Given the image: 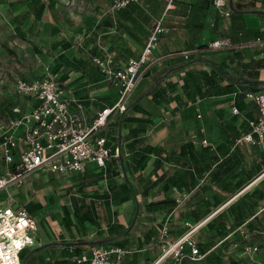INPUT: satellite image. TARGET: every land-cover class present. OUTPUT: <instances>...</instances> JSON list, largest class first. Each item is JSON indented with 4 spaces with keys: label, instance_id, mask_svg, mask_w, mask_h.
Here are the masks:
<instances>
[{
    "label": "crops",
    "instance_id": "crops-1",
    "mask_svg": "<svg viewBox=\"0 0 264 264\" xmlns=\"http://www.w3.org/2000/svg\"><path fill=\"white\" fill-rule=\"evenodd\" d=\"M13 1L15 0H0V4L4 5V11H0L4 21L16 35L14 21L16 18V23L21 29L19 33H26L28 37L22 39L16 36L32 48V61L35 59L39 61L40 57H47L49 60L48 66L38 68L34 75L20 79L31 80L44 74H51L64 86L73 90L77 103L84 106L83 116L94 121L98 111L114 106L119 97L118 86L105 79L94 63V58L112 54L113 69H120L125 67L128 60L135 57L134 55L140 57L156 23L167 11L170 0H140L139 3H135L140 7V13L133 10L135 9L133 6L122 11L128 12L123 16L120 11L118 17L111 11L113 0H95L96 11H72L71 0L52 2L44 0L48 5L41 19H36L33 11H28L26 7L17 8L13 12L15 17L13 19L7 11L8 4ZM211 1L173 2L174 6L168 10L165 18L169 32L161 36L154 53L155 57L153 56L154 61L141 73L136 90L130 97L129 106H132V109L127 113L128 116L154 122L144 124V131L139 136L153 147L162 146L172 152L187 143L195 144L198 149L208 146L211 153L207 155L202 153L196 158L199 161L198 165L204 169L203 174L199 175L192 165V169L188 170L190 176H193V182L190 183L192 190L187 192L184 188L182 190L184 192L176 189L173 191L172 197L179 200L180 205L169 216L146 209V205L151 202L163 199L162 193L151 194L147 199L139 197L138 201L131 197L127 203L115 204L106 198V192H109L111 184L118 191L117 187L128 178L131 184L138 188L141 185L138 179L142 178L149 182L154 180L156 175L161 176L164 173L162 169L154 171L156 161L154 156L146 159L143 170H136L138 165L131 162L132 153L125 142L129 130L119 128L118 136L124 141L125 155L122 161L118 166L112 164L113 175L97 184L92 183L98 174L94 163H90L84 173L68 177L71 182L74 181L72 184L77 186L76 190L79 193L78 196L71 195L69 201L61 207L60 219L54 221L59 224V230L51 227L49 217H44L47 212L45 204L40 200L35 201L43 208L35 216L41 225L40 234L36 238L37 245L28 249L35 252L37 263L34 264L64 261L68 254L75 252L72 244L84 241H104L109 247L128 251L129 254L123 264H155L162 255L163 228L170 225L173 229H179L187 219V222H194L191 218L183 220L182 215L196 208H200L202 213L208 207L214 211L217 202L215 197H219L222 203L208 216H211L208 223L219 214L228 213L226 222L229 234L223 240L225 242L223 254L227 256L236 254L238 247L239 250L244 248L242 240L246 238L250 244L260 247V250L253 255L243 250V254L253 257L251 259L253 264H264V170L262 174L260 172L256 174L259 166L264 165V144L238 143L240 137L250 132V121L255 119L258 109L246 98H236L238 86L233 87V93H221L218 96L214 91L204 87L205 96L183 108H179L173 100L175 95L183 94L182 79L190 70L212 72V67L201 61L184 68L187 59L181 53L186 51L192 52L191 59L199 58L214 63L225 74L232 75L238 80L264 81V37L258 38L259 33H264V0H229L234 3L237 10L233 12V20L221 19ZM240 13L244 15L243 29L240 27L241 19L238 18ZM121 24L134 35L118 31ZM221 38L229 39L231 46L222 50L211 49V43ZM64 74L66 78L62 80ZM159 77H163V87L168 90V95H162L161 103H155L148 93ZM169 82L179 83L176 92H170L167 86ZM221 83L223 86L227 84L224 80ZM13 93L14 88L11 97ZM16 103L15 100L8 101L5 106L12 111ZM19 105L24 110L27 100H22ZM232 107L238 109V115H231ZM118 116L120 115L111 118L110 124L99 136L107 132ZM135 139L137 138L133 137L132 140ZM204 141L207 144H204ZM164 167L169 169L171 166L165 164ZM33 176L40 175L29 177L26 183L19 187L22 193L25 192L24 189L27 190V182ZM250 177L253 178L248 180ZM52 178L56 179L54 176ZM81 182L87 186L84 187ZM242 183H244L242 189L234 194ZM140 187L144 188L143 185ZM7 192L10 195V192ZM31 201L34 200L27 202ZM139 201L142 204L141 208ZM27 202L25 201V205ZM3 203L5 202H0V205L5 206ZM231 207H234L232 213L229 211ZM139 210L140 216L137 218ZM88 212H91L96 224L88 221L79 223L77 217L84 218ZM240 215L245 220L243 225L238 226L241 224ZM54 217L59 216L54 214ZM132 218L136 221L135 228L139 232L116 238V232L127 228V222ZM254 219L256 228L252 230L248 225ZM206 225L195 235L197 242L208 243L214 234ZM171 236L169 232L168 239H171ZM156 239L159 241L156 242ZM219 246L222 244L213 247L211 252L221 249ZM91 252L89 249L84 251L88 255ZM191 263L194 262L186 264ZM162 264L176 263L174 260H168Z\"/></svg>",
    "mask_w": 264,
    "mask_h": 264
},
{
    "label": "built area",
    "instance_id": "built-area-1",
    "mask_svg": "<svg viewBox=\"0 0 264 264\" xmlns=\"http://www.w3.org/2000/svg\"><path fill=\"white\" fill-rule=\"evenodd\" d=\"M140 0H113L111 11L116 13ZM170 0L167 11L156 23L148 37L140 57L131 58L125 67L113 69L114 55L95 57L105 79L118 86L119 97L111 108L96 113L94 121L83 116L84 106L77 103L73 90L64 86L51 74H44L35 79H17L13 100L17 101L12 111L20 116L11 118L0 128V193L22 187L32 175H52L56 179H66L71 175L84 173L90 163L97 168H105L113 158H121L120 149L112 154L105 137L99 136L108 127L114 115L124 114L129 106L130 97L136 90L141 73L146 70L154 56L163 34L169 32L165 25L168 10L174 6ZM214 6L221 19L230 18L236 10L229 0H214ZM231 41L217 39L210 48L222 50L229 48ZM191 51L182 52L188 59ZM27 100L22 110L19 105ZM246 100L254 103L257 115L250 121V132L243 135L238 143L252 145L264 144V91L246 95ZM231 115L239 111L231 108ZM204 144H207L204 141ZM179 202V200H178ZM180 203V202H179ZM208 217L200 223H185L188 231L175 241H170L169 227L162 230L161 254L155 264L174 260L176 264L198 262L201 255L195 235L208 223ZM38 221L22 207H15L8 202L0 207V264H23L21 254L24 250L37 245L34 233ZM259 247L247 246L249 255L256 254ZM91 254L78 258L79 264H123L128 251L100 246L91 249Z\"/></svg>",
    "mask_w": 264,
    "mask_h": 264
},
{
    "label": "trees",
    "instance_id": "trees-1",
    "mask_svg": "<svg viewBox=\"0 0 264 264\" xmlns=\"http://www.w3.org/2000/svg\"><path fill=\"white\" fill-rule=\"evenodd\" d=\"M49 2H52L54 0H48ZM175 2V0H174ZM212 5L214 3V0L210 2ZM47 2L44 0H15L13 2H10L8 4V10L9 14L13 16V12L17 10V8H23L26 7L28 11H33V15L36 19H41L43 12L46 9ZM135 3H131L128 5V7L121 10V15H125V13L128 12H122L125 9H129L130 7H133L138 13H140V7ZM136 6V7H135ZM118 13L120 14V11L116 12L115 14L118 17ZM236 14V13H235ZM119 15L120 17H122ZM231 20L234 19V14L232 13L230 16ZM239 20L241 19V29H243L244 22V15L240 13L238 15ZM16 27H15V33L22 39H26L28 36L26 33H19L20 26L18 23H16V18L14 19ZM128 32L130 36L134 35L132 31H130L125 25H120L118 27V31ZM135 34L137 32H134ZM264 37V33H259L258 38L262 39ZM134 58H138L139 56L134 55ZM186 59V58H185ZM130 60V59H129ZM128 60V61H129ZM196 61L205 62L208 66L212 67V72L208 73L207 71H198V70H190L187 75H185L182 79V89L183 94L182 95H175L173 97V100L176 102L177 106L179 108L187 107L191 103H195L197 100L203 98L205 96V93L203 94V88L207 87L210 91H214L215 95H221L222 94H229L233 93V87L238 86L239 89L236 91V98L243 99L246 98L247 94L250 93H256L259 91L264 90V81H257V80H238L237 78L233 77L232 75H227L221 70L219 67H217L216 64L208 62L204 59H191L190 57L187 59V63H185L183 66L184 68L187 66H190L192 63ZM128 63V62H127ZM117 70V69H116ZM65 74L62 76V80L65 79ZM223 80L227 83L226 85H222L221 82ZM168 89L171 90L170 92H176L177 86H179V83H167ZM151 95L155 103H161L162 101V95L166 96L168 95V90H165L163 87V77H159L155 80L153 88L149 91L148 96ZM116 104V103H115ZM114 104V105H115ZM113 107V105H112ZM111 108V107H107ZM132 109V106H128L127 111L124 114H120L116 120L112 122V124L109 126V129L106 133H104L101 137H105L107 140V146L112 149V154H114L116 149H120L121 158H113L110 160L105 168H97L98 174L96 178L92 181V183H99L100 181L109 178L110 175H113L111 165L118 166L120 161H122L124 157V141L123 139L119 138L118 136V129L119 128H127L129 130V136H126L125 142L128 150L132 153L131 156V162L134 164H137L138 167L136 170H143L145 165L144 162L149 156H154L156 158L155 161V168L154 171L157 172L159 169H162L164 172L161 176L156 175L154 177V180H151L147 182V180H144L142 178L138 179L140 186H144V188H141L140 186L138 188L134 187L131 184V181L127 180L118 186V191L115 190V188L110 185L109 192H106V198L111 199L115 204L118 203H124L129 201V199L135 198L137 201L139 200V197L143 199H147L151 196L152 193H155L159 195L162 193L163 199L157 201V202H151L150 204L146 205V209L149 212H158L160 214H164L165 216H169L172 214L180 205L178 200L176 198L172 197L173 191L176 189L179 192H184V188L187 192L190 190V183L193 182V176H190V171L192 169V165L194 166L196 172L199 175L203 174V168L198 165L199 161L196 159L198 156H200L202 153L207 155V153H211L208 146H204L200 149L197 148V146L193 143H187L183 145L179 150L169 152L165 147H153L145 142V140L140 139L139 136L141 133H143V125L146 123L154 124L152 121H145L144 119H140L138 117L128 116L127 113ZM10 111V110H9ZM11 115L17 117L19 114L14 113L11 111ZM135 125V127H134ZM153 126V125H152ZM244 126V125H243ZM242 126V127H243ZM240 136V134H239ZM134 138H137L135 140H132ZM241 138V137H240ZM239 140V139H238ZM115 155V154H114ZM189 157V159H187ZM165 164L170 165L171 167L169 169H166L164 166ZM262 170H264V165H260L258 168V171H256V174L261 173ZM127 170L125 171V173ZM82 174V173H81ZM115 174V173H114ZM120 173L118 172V175ZM262 174V173H261ZM79 175V174H78ZM198 175V176H199ZM253 177H250L248 180H251ZM84 185L85 183H82ZM114 185V184H113ZM244 183L240 184L236 191L233 193H237L239 190L242 189ZM87 185H84L86 187ZM186 194V193H185ZM156 197V195H155ZM154 197V198H155ZM217 198L216 207L214 209L217 210L218 206L221 205L222 200ZM219 199V200H218ZM140 208L141 203L139 201ZM25 210L27 213H29L32 217H35L40 210H42L43 206L35 201L27 202L26 205H24ZM234 207H231L229 211L232 213ZM65 210V209H64ZM213 208L206 209L204 213H202L200 208H196L193 211L187 212V214L182 215V219L185 220L186 218H191L194 220L192 222L193 224L200 223L205 218H207L209 215H211L213 212ZM67 215V214H66ZM65 215V217H67ZM140 216V210L138 211L137 218ZM36 218V217H35ZM79 220V223H82L84 221H88L90 223L96 224L95 219L93 218L91 212H88L85 214V217H77ZM240 222L238 226L243 225V221L245 218L240 215ZM228 213H221L219 214L215 219H213L210 223H207L206 227L213 231L214 234L209 239L210 241L208 243L200 241L197 242L198 248L200 250L201 255H204V258L198 262H194L191 264H236V256L235 255H224L223 254V248L225 247L223 244L224 238L228 236ZM188 221V219H187ZM185 220V223H187ZM185 223L177 229H173L172 226L169 227V232L172 234L169 239L170 241H175L181 236H183L187 231L188 228L185 226ZM255 219L254 221L249 223V229L255 230ZM257 225V224H256ZM161 226V225H160ZM136 227V221L131 224L130 227L124 228L120 231H117L115 236L116 238L121 237H127L130 235V232L132 229H135ZM159 241V239H156ZM151 241V240H150ZM239 242V241H238ZM249 239L243 238L242 243L243 247L246 249L247 246L253 245L249 243ZM218 244H222L221 249L215 250L211 252V249ZM56 245V244H55ZM110 245V244H109ZM122 245V244H120ZM54 246V245H51ZM72 246L75 248V252L71 255L68 254L67 259L61 262H55L54 264H79L78 258L81 257L84 253V251H87L88 249L91 250L94 247H100V246H108L105 244L104 241L99 242H78L73 243ZM258 247V246H257ZM238 247V251H245V249H240ZM260 248V247H259ZM236 253V254H237ZM35 252L31 250H24L21 254V261L23 264H34L36 261V258L34 256ZM235 256V257H234ZM243 263V262H242Z\"/></svg>",
    "mask_w": 264,
    "mask_h": 264
},
{
    "label": "rangeland",
    "instance_id": "rangeland-1",
    "mask_svg": "<svg viewBox=\"0 0 264 264\" xmlns=\"http://www.w3.org/2000/svg\"><path fill=\"white\" fill-rule=\"evenodd\" d=\"M96 3L95 0H71V8L72 11H96ZM0 11H4V5L0 4ZM31 51L32 48L28 43L17 38L13 29L0 14V128L2 125L7 124V119L13 118L11 117V111L8 109L9 107L5 105L8 101L13 100L10 95L13 92L15 81L30 77L36 73L38 68L49 65L47 57H40L39 61L36 59L32 61L31 55L33 52ZM154 57L151 62L154 61ZM73 182L69 178L53 180L52 175L33 176L27 182L28 187L27 190L24 189L25 192L22 193L20 188L16 191L9 190L10 195L4 191L0 193V202L7 204L10 201V204L15 207H24L25 201L40 200L45 204V211L47 210L44 217H49L52 223L51 227H56V230H59V224L54 221L60 219L61 207L69 201L68 198L71 195L78 196L79 193L76 190L77 186L72 184ZM54 203L56 206H54ZM54 214L59 217L55 218ZM133 221L135 222L134 218L127 222V226L130 227L134 223ZM40 226L39 220L38 229L34 233L36 238L40 234ZM136 232H139L136 228L132 229L130 235ZM233 255L236 256V264H253L251 260L253 257L247 256V254L244 255L243 251Z\"/></svg>",
    "mask_w": 264,
    "mask_h": 264
}]
</instances>
